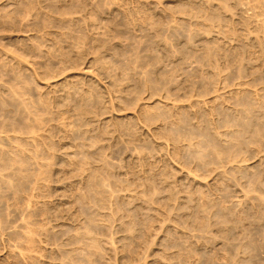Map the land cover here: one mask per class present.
<instances>
[{
    "label": "rangeland",
    "instance_id": "374dc122",
    "mask_svg": "<svg viewBox=\"0 0 264 264\" xmlns=\"http://www.w3.org/2000/svg\"><path fill=\"white\" fill-rule=\"evenodd\" d=\"M0 264H264V0H0Z\"/></svg>",
    "mask_w": 264,
    "mask_h": 264
}]
</instances>
